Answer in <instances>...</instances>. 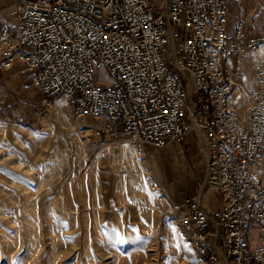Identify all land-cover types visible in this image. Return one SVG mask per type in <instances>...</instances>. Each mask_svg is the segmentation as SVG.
Here are the masks:
<instances>
[{
    "label": "built area",
    "instance_id": "built-area-1",
    "mask_svg": "<svg viewBox=\"0 0 264 264\" xmlns=\"http://www.w3.org/2000/svg\"><path fill=\"white\" fill-rule=\"evenodd\" d=\"M232 0H20L0 29V71L21 65L46 109L65 97L80 118H103L113 139L139 150L182 145L194 135L219 207L201 197L172 207L194 249L213 263L264 264V62L255 66L251 105L230 103L237 88L226 63L264 49ZM254 21V17H251ZM105 70L109 86L96 80ZM192 84V91L189 85ZM199 96L195 112L193 96ZM152 191L165 202L154 180ZM257 230L253 245L250 231Z\"/></svg>",
    "mask_w": 264,
    "mask_h": 264
},
{
    "label": "rangeland",
    "instance_id": "rangeland-1",
    "mask_svg": "<svg viewBox=\"0 0 264 264\" xmlns=\"http://www.w3.org/2000/svg\"><path fill=\"white\" fill-rule=\"evenodd\" d=\"M19 1L0 0V6L11 10ZM252 62L250 55L242 61L248 78ZM20 69L16 64L0 74V264H229L197 252L191 229L171 213L186 197H201L209 211L219 206L213 186L202 192L199 152L147 146V154L124 135L97 141L103 118L78 117L65 97L46 109ZM96 80L112 83L105 70L96 71ZM193 104L199 112L198 95ZM124 147L136 150L132 164L118 155ZM258 236L250 231L253 245Z\"/></svg>",
    "mask_w": 264,
    "mask_h": 264
},
{
    "label": "crops",
    "instance_id": "crops-1",
    "mask_svg": "<svg viewBox=\"0 0 264 264\" xmlns=\"http://www.w3.org/2000/svg\"><path fill=\"white\" fill-rule=\"evenodd\" d=\"M5 6H0V29L3 26L13 25L14 24V9L8 10L4 8ZM10 14V20H5L6 14ZM254 17V21H251V17ZM243 21L246 24L247 31L252 35H264V0H232L231 6V18H230V29L233 30L237 23ZM247 55H250L253 58L252 62V69L253 75L251 78L245 76L242 70V61L246 58ZM258 62H264V49H261L257 52H237L232 55L226 63V67L232 77L236 80L237 88H242L243 91L241 92V98L244 100L242 105H236V107L232 106L235 110L239 111L242 110L243 114L247 111L249 106L251 105V90L254 88V75H255V66ZM5 72H1L3 74ZM12 80L10 82H17V76H11ZM236 88V89H237ZM235 89V90H236ZM191 138H194L193 146H189ZM193 142V141H191ZM187 147V151H190L194 148L192 153L199 152L197 139L192 134L186 138L185 142L182 144ZM175 146H169L163 149L170 150ZM129 148V147H128ZM159 149V148H158ZM135 150V149H134ZM136 151V150H135ZM145 151L148 154L147 146L145 147ZM155 159L151 158L158 163L157 156L153 155ZM205 165V163H204ZM206 168V167H205ZM158 176H162L158 173ZM185 199V198H184ZM183 199V200H184ZM219 207V206H218Z\"/></svg>",
    "mask_w": 264,
    "mask_h": 264
},
{
    "label": "bare ground",
    "instance_id": "bare-ground-1",
    "mask_svg": "<svg viewBox=\"0 0 264 264\" xmlns=\"http://www.w3.org/2000/svg\"><path fill=\"white\" fill-rule=\"evenodd\" d=\"M189 88H190V91H192V84L189 85ZM243 91V89L241 88H237L234 92V94L232 95L231 97V100H230V103L232 106L236 107V105H241L240 104V100L242 99L241 98V92ZM241 115L243 114V111L242 110H239L238 111ZM96 129L93 128L92 131H94ZM92 133V132H91ZM94 134V132H93ZM96 136H98L99 138H97V141L98 139L100 141H107L108 138L111 137V135H109V133H106V135H103V134H99L98 131H96ZM95 140V139H94ZM119 157L120 158H123V159H127V161L132 164L134 162L135 159H138L137 157V153L135 152L134 149L132 148H128V147H124V148H120L119 149V153H118ZM140 162V161H139ZM141 164V163H139ZM138 165V164H137ZM142 165V164H141ZM142 172V171H141ZM138 174V173H137ZM141 175V174H140ZM135 176V175H134ZM138 176V175H137ZM124 179L125 178H122L121 180L124 182ZM134 179V178H133ZM138 179V178H137ZM131 181V180H130ZM141 181V180H140ZM134 182V181H133ZM131 182V184L133 183ZM138 182V181H137ZM145 184V183H144ZM139 185V184H138ZM136 188V187H135ZM148 189V188H147ZM144 190V189H143ZM131 193V192H130ZM137 197V196H136ZM141 197V196H140ZM151 197V196H150ZM140 199V198H139ZM149 203V202H148Z\"/></svg>",
    "mask_w": 264,
    "mask_h": 264
}]
</instances>
